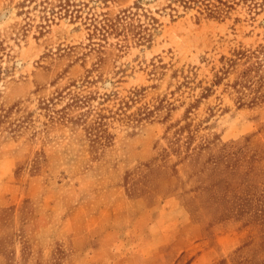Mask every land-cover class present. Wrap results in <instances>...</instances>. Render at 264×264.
<instances>
[{
	"label": "rangeland",
	"instance_id": "1",
	"mask_svg": "<svg viewBox=\"0 0 264 264\" xmlns=\"http://www.w3.org/2000/svg\"><path fill=\"white\" fill-rule=\"evenodd\" d=\"M0 264H264V0H0Z\"/></svg>",
	"mask_w": 264,
	"mask_h": 264
}]
</instances>
